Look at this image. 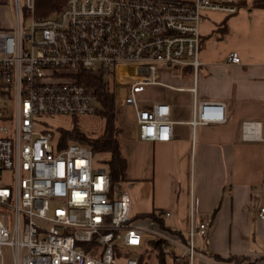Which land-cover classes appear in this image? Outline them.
I'll list each match as a JSON object with an SVG mask.
<instances>
[{"label": "built area", "instance_id": "obj_1", "mask_svg": "<svg viewBox=\"0 0 264 264\" xmlns=\"http://www.w3.org/2000/svg\"><path fill=\"white\" fill-rule=\"evenodd\" d=\"M242 1L68 0L57 15L40 19L34 0L24 6L13 0L17 25L0 29V264L5 246L13 264H140L147 234L164 242L173 264L206 257L198 242L205 245L210 222L198 217L193 195L185 236L153 221L151 228L136 225L132 184L113 185L89 147L69 142L60 148L41 117L95 115L100 105L79 76L103 73L120 105L134 110L139 138L171 141V107L142 99L137 90L161 84L164 70L180 69L192 71L196 92L204 12L233 14ZM26 14L33 16L27 27ZM229 62L240 64L238 53ZM226 119L223 103L195 101L190 123L195 129ZM243 130L260 138L254 122ZM258 217L264 220V207Z\"/></svg>", "mask_w": 264, "mask_h": 264}, {"label": "crops", "instance_id": "obj_2", "mask_svg": "<svg viewBox=\"0 0 264 264\" xmlns=\"http://www.w3.org/2000/svg\"><path fill=\"white\" fill-rule=\"evenodd\" d=\"M246 5L233 14L204 12L196 92L192 71L180 69L164 70L167 82L161 77V84L137 90L140 98L171 107L172 140L142 141L136 123L122 135L132 216L170 212L165 226L185 236L193 195L198 217L210 222L205 245L198 242L206 254L201 262L264 259V220L258 217L264 207V3ZM234 52L240 64L229 62ZM152 89L158 93H140ZM195 101L223 103L226 121L194 129ZM245 122L257 124L260 138L245 135Z\"/></svg>", "mask_w": 264, "mask_h": 264}, {"label": "trees", "instance_id": "obj_3", "mask_svg": "<svg viewBox=\"0 0 264 264\" xmlns=\"http://www.w3.org/2000/svg\"><path fill=\"white\" fill-rule=\"evenodd\" d=\"M67 1L68 0H34V14L40 19L57 15L66 5ZM245 1L246 0L242 1L241 4L244 5ZM257 2L259 5L263 3L261 0ZM79 80L94 92L100 105L95 115L103 120L104 125L99 134L95 131L84 130L78 124H75L71 129H61L55 134L59 138V147L63 148L69 142H77L89 147L95 156H104L103 162L109 171L112 184L115 185L116 183L124 182L126 180L127 160L121 152L123 133L122 127L119 124L120 105L114 97L113 84L103 73L82 71ZM145 218H149L156 223L160 229L175 234V232L165 226L163 213L153 212L146 215ZM163 243L162 240L149 239V248L141 253L140 264H148V259L151 258L153 251L157 252L161 264H167V252ZM233 260L230 259L229 262H236Z\"/></svg>", "mask_w": 264, "mask_h": 264}, {"label": "rangeland", "instance_id": "obj_4", "mask_svg": "<svg viewBox=\"0 0 264 264\" xmlns=\"http://www.w3.org/2000/svg\"><path fill=\"white\" fill-rule=\"evenodd\" d=\"M257 1L255 0L254 2V0H247V5L255 6L256 4V6H259ZM261 2L264 3V0H261ZM0 3H1L0 4V29L14 28L17 25V18H16V10L14 7L13 0H0ZM22 4L23 6L25 5V0H22ZM23 22L26 27L29 26L33 22V16L32 15L27 16L26 14L25 16H23ZM161 77L163 78V79L161 78L163 81L167 82L170 77L169 72H165L161 74ZM144 92L141 91L140 93L144 95L145 97H150V96L156 95L158 93V90L152 89V90H147ZM119 108H120L119 109L120 110L119 124L122 127V133L129 134L130 129L133 128L134 124L136 123L135 112L130 107H122L120 105ZM41 120L45 121V123H47L46 128L51 131H54L55 134H57L58 131H60L61 129H71L75 126V124H78L84 130L95 131L97 134H99L101 133L100 130L103 128V125H104L103 120L96 115H91V116L84 115V116H77V117L64 116V115L42 116ZM103 159H104L103 155L96 156L95 157L96 165L98 166L105 165V163L103 162ZM134 223L144 228H149V227L151 228V226H153L151 222H147L145 218H141V217L135 218ZM147 236L151 239V234H147ZM2 250L4 254L5 264H13V261H14L13 255L11 254V250L9 249V247L5 246L3 247ZM166 263L167 264L173 263L172 260L168 256L166 258ZM120 264L122 263L120 262ZM148 264H161V260L156 251H153L151 258L148 259ZM196 264H213V263L201 262L200 260L196 259Z\"/></svg>", "mask_w": 264, "mask_h": 264}]
</instances>
